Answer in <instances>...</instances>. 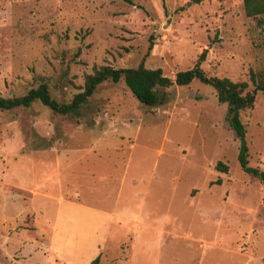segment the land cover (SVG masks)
I'll use <instances>...</instances> for the list:
<instances>
[{
    "label": "rangeland",
    "instance_id": "rangeland-1",
    "mask_svg": "<svg viewBox=\"0 0 264 264\" xmlns=\"http://www.w3.org/2000/svg\"><path fill=\"white\" fill-rule=\"evenodd\" d=\"M262 18L242 0H0V96L41 76L67 102L94 67L143 59L173 79L202 52L207 75L244 80L264 71ZM165 91L144 106L121 79L74 117L0 110V264H264V183L226 105L198 80ZM240 118L264 172L263 92Z\"/></svg>",
    "mask_w": 264,
    "mask_h": 264
},
{
    "label": "trees",
    "instance_id": "trees-1",
    "mask_svg": "<svg viewBox=\"0 0 264 264\" xmlns=\"http://www.w3.org/2000/svg\"><path fill=\"white\" fill-rule=\"evenodd\" d=\"M246 16L256 19L259 27L263 26L264 0H242ZM152 46L148 48L147 54ZM80 53L77 50L76 56ZM146 56V55H145ZM205 58L202 52L194 66L190 69L178 71L172 79L165 75L160 68H147L143 60L136 67H114L102 65L94 67L92 72L84 75L80 90L73 94L67 102H59L49 89L46 79L41 76L34 77V84L25 94L16 96H0V110H10L16 107L28 108L35 100H39L53 113L74 117L79 115L81 108L86 105L95 92L97 86L105 81L119 82L121 79L132 95L144 106L161 105L168 100L165 89L176 85L186 86L193 80L210 85L219 103L226 105V120L239 141L237 160L241 170L247 174L257 176L264 183V172L252 167L248 162V147L245 139V126L241 121L242 111L253 107L258 91L264 93V71L248 72L247 79L234 81L228 77L207 75L201 68ZM216 169L226 172L227 166L221 161L217 162ZM96 256L90 264H97Z\"/></svg>",
    "mask_w": 264,
    "mask_h": 264
},
{
    "label": "crops",
    "instance_id": "crops-1",
    "mask_svg": "<svg viewBox=\"0 0 264 264\" xmlns=\"http://www.w3.org/2000/svg\"><path fill=\"white\" fill-rule=\"evenodd\" d=\"M52 198H54V197H52ZM56 199V198H55ZM59 201L61 202V200L59 199ZM94 259V258H93Z\"/></svg>",
    "mask_w": 264,
    "mask_h": 264
}]
</instances>
